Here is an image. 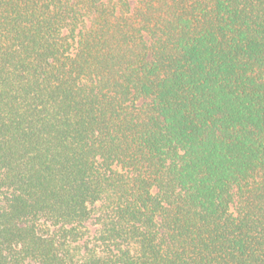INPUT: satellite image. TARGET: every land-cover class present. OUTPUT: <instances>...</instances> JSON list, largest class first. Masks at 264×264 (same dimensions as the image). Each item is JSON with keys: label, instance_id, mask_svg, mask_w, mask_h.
<instances>
[{"label": "trees", "instance_id": "trees-1", "mask_svg": "<svg viewBox=\"0 0 264 264\" xmlns=\"http://www.w3.org/2000/svg\"><path fill=\"white\" fill-rule=\"evenodd\" d=\"M0 199V264H264V0H0Z\"/></svg>", "mask_w": 264, "mask_h": 264}, {"label": "rangeland", "instance_id": "rangeland-1", "mask_svg": "<svg viewBox=\"0 0 264 264\" xmlns=\"http://www.w3.org/2000/svg\"><path fill=\"white\" fill-rule=\"evenodd\" d=\"M0 203H1V199H0ZM91 230H93V227H91Z\"/></svg>", "mask_w": 264, "mask_h": 264}]
</instances>
